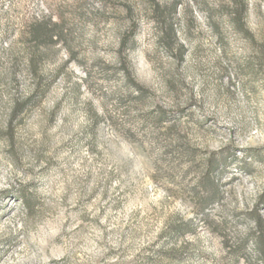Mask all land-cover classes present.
Instances as JSON below:
<instances>
[{"label":"rangeland","instance_id":"obj_1","mask_svg":"<svg viewBox=\"0 0 264 264\" xmlns=\"http://www.w3.org/2000/svg\"><path fill=\"white\" fill-rule=\"evenodd\" d=\"M244 3L248 34L234 0H0V264H263L264 0Z\"/></svg>","mask_w":264,"mask_h":264},{"label":"trees","instance_id":"obj_2","mask_svg":"<svg viewBox=\"0 0 264 264\" xmlns=\"http://www.w3.org/2000/svg\"><path fill=\"white\" fill-rule=\"evenodd\" d=\"M154 6L157 8V4L154 3ZM246 5L244 0H234V5L232 10L229 12V22L235 30H238L242 34H248V30L246 28V24H244V17L246 15ZM47 23L51 26H54L50 19L47 22L35 21L31 25H29V39L31 43L34 45L33 47H39L40 43H44L47 41L55 42L54 37L56 34L54 32H49L47 29ZM163 27L161 28L160 39L166 41L165 43L170 47L171 44H177L176 40V30L173 24L170 21L162 22ZM217 28V27H216ZM181 48V46H180ZM38 49V48H36ZM34 48L31 57L29 58V67L31 71H34L36 59H34V55L36 50ZM255 222L257 223L260 232L254 236V244L256 245V250L258 252L259 259L262 260L264 264V227H260L261 218L256 217Z\"/></svg>","mask_w":264,"mask_h":264}]
</instances>
